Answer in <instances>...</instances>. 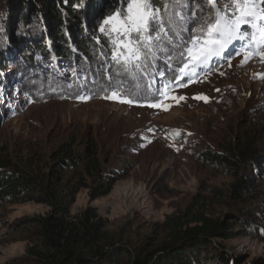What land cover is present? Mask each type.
I'll return each mask as SVG.
<instances>
[{
    "label": "rangeland",
    "instance_id": "374dc122",
    "mask_svg": "<svg viewBox=\"0 0 264 264\" xmlns=\"http://www.w3.org/2000/svg\"><path fill=\"white\" fill-rule=\"evenodd\" d=\"M171 2L155 0L162 9ZM211 2L190 0L188 6L162 10L167 37L154 48L155 59L146 68L132 70L135 77L117 71L113 45L104 37L105 48L97 51L90 75L88 64H66L55 56L46 68L29 67L23 74L10 58L0 75V158L20 166L28 159L45 163L67 139L93 133L102 160L126 172L105 196L92 200L89 190L82 189L70 212L93 208L109 229L136 244L197 195L209 197L215 188L227 194L236 178L233 170L207 163L202 155L206 151L228 155L246 132L264 155V57L256 54L255 42L234 40L220 56L198 67L195 76L181 79L188 49L200 35L196 29L214 11ZM102 19L94 31L103 36ZM170 19L176 24H169ZM242 31L247 38L254 30ZM13 54L21 58L18 50ZM113 91L134 103L106 99ZM200 96L207 100L196 98ZM153 104L158 106H149ZM251 171L246 167L240 174ZM258 172L263 180H255V189L263 203L264 167ZM211 210L223 219L235 212L213 205ZM48 211L34 202L0 205V264H33L26 254L34 243L18 226L25 218ZM259 231L239 233L224 245L243 263L264 260V232Z\"/></svg>",
    "mask_w": 264,
    "mask_h": 264
},
{
    "label": "trees",
    "instance_id": "16d2710c",
    "mask_svg": "<svg viewBox=\"0 0 264 264\" xmlns=\"http://www.w3.org/2000/svg\"><path fill=\"white\" fill-rule=\"evenodd\" d=\"M120 6L118 0H0V75L10 58L24 74L29 67L53 64L54 56L66 64L84 62L88 74L94 73L96 53L105 48L95 25ZM249 134L239 137L228 155H202L207 163L233 170L227 194L215 188L209 197L197 195L137 244L109 229L93 208L70 212L82 189L92 200L105 196L126 172L102 160L91 132L64 141L45 163L28 159L20 166L0 158V205L34 202L49 208L18 226L34 243L26 254L33 264H264L261 258L243 263L224 245L242 232H264V202L255 189V180H263L256 170L264 167V155ZM246 167L250 175L240 174ZM211 205L235 212L223 219Z\"/></svg>",
    "mask_w": 264,
    "mask_h": 264
},
{
    "label": "snow or ice",
    "instance_id": "6c2138e0",
    "mask_svg": "<svg viewBox=\"0 0 264 264\" xmlns=\"http://www.w3.org/2000/svg\"><path fill=\"white\" fill-rule=\"evenodd\" d=\"M118 2L121 6L107 13L99 25V31L113 45L112 60L119 66L117 71L131 73L135 77L136 73L155 59L154 48L164 37H167L161 11L167 12L170 8L188 6L190 0H172L171 3H165L163 9L156 6L155 0H118ZM211 8L214 10L212 15L203 20L196 29L200 35L194 38V47L188 49V59L179 70L182 74L181 79L185 76H195L198 67L203 68L211 57L220 56L234 40L247 39L249 45L255 42L258 46L254 49L256 54L264 57V50H261L264 49V0H227V2L212 0ZM169 24H176V21L170 19ZM247 27L254 31L246 38L242 29ZM161 33L164 34L163 37ZM168 42L171 43V40L169 39ZM236 54L239 55L240 52ZM181 55L183 56V53ZM248 55L245 56V60L248 59ZM133 69L136 73H132ZM165 87L167 88V85ZM88 98L81 97L84 100ZM105 98L115 99L121 103H134L131 99L121 97L116 91ZM196 98L207 100L203 96Z\"/></svg>",
    "mask_w": 264,
    "mask_h": 264
}]
</instances>
